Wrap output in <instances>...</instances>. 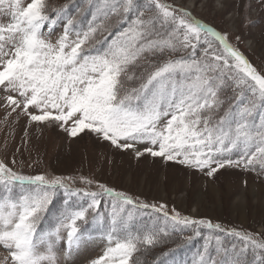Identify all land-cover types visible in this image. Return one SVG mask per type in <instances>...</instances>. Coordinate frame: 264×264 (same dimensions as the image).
I'll return each mask as SVG.
<instances>
[{
    "label": "snow or ice",
    "instance_id": "snow-or-ice-1",
    "mask_svg": "<svg viewBox=\"0 0 264 264\" xmlns=\"http://www.w3.org/2000/svg\"><path fill=\"white\" fill-rule=\"evenodd\" d=\"M97 4L86 31H76V18L70 17L63 35L52 43L43 32L52 29L66 9L50 10L47 0H0V17H7L0 23V87L20 98L7 97L12 110L22 106L30 122H50L70 137L88 130L119 149L151 145L137 148V158L147 152L208 177L240 165L246 170L258 165L264 174V119H250L257 107L264 108V72L229 43L227 34L161 0H151L148 9L137 0ZM145 11L154 15L146 17ZM116 25L122 26L113 31ZM73 31L76 38L70 39ZM137 68L143 71L138 74ZM133 80L138 86H129ZM225 87L235 92L226 109L221 99ZM30 107L38 114L29 112ZM233 152L239 153L237 159ZM80 183L91 188L93 182L82 178ZM0 186V246L8 251L11 264H56L54 244L61 229L70 255L89 223H100L108 242L92 264H138L135 254L168 232L137 229L134 211L162 213L173 228L191 227L196 235L200 228L224 231L210 221L169 215L164 204L139 202L103 184L97 185L100 191L71 188L61 177L21 175L2 162ZM16 186L21 189L18 198L13 196ZM60 189L66 199L55 215V227L38 231L45 215L52 214L49 205ZM72 197L88 198L87 205L75 206ZM102 197H111L107 216L101 213ZM228 234L243 242L240 249H225L219 261L209 257L211 264H248L249 249L259 251L255 264H264V242L238 231ZM201 264H207L203 257Z\"/></svg>",
    "mask_w": 264,
    "mask_h": 264
},
{
    "label": "rangeland",
    "instance_id": "rangeland-1",
    "mask_svg": "<svg viewBox=\"0 0 264 264\" xmlns=\"http://www.w3.org/2000/svg\"><path fill=\"white\" fill-rule=\"evenodd\" d=\"M166 1L173 7L187 9L201 22L221 34H227L229 43L248 61L252 60L258 71L264 72V0ZM27 2L29 0H24L25 4ZM137 3L144 9L151 5V0H137ZM98 6L96 3L88 16L91 21ZM5 22L7 17H0V23ZM66 24V15L61 13L56 25L43 32L44 38L55 43L63 35ZM75 38V32H71L70 39ZM8 96L20 99L17 93L6 92L0 87V162L18 174L61 177L69 187L89 191H100L97 185L103 184L139 202L157 206L164 204L169 215L179 213L181 217L225 226L222 228L224 231L200 228V235H196L191 227L177 225L173 228L170 220L166 222L163 216H155L162 213H152L150 209L134 211L136 227L168 232L167 236L161 232V239L168 238L171 233L178 234V237L181 233L191 237L168 249L161 261H153L154 264H201V257L207 264H211L209 257L219 261L224 257L225 249L231 253L233 245L239 250L243 243L229 235L231 231L252 235L264 242V174L259 172L258 165L256 170H246L243 165L226 166L213 177H208L204 172L175 161L166 162L162 157H152L147 152L137 158V148L144 150L151 145L138 143L131 149H119L88 130L70 137L50 122H30L22 106L13 111L14 106L8 104ZM28 111L38 114L31 107ZM250 119L259 123L264 119V108L257 107ZM231 155L233 159L239 157L237 152ZM82 178L93 182L91 188L80 183ZM17 187L13 189L15 198L21 193V190L16 191ZM3 194V186H0V195ZM107 198L101 199L104 216L111 212V201L106 202ZM55 224L45 229L40 223L38 231H51ZM93 231L97 235L95 238L85 235L80 246L68 255L66 233L61 229L60 238L54 244L56 264H92L101 257L108 244L103 235L104 228L100 223L93 224ZM44 247L41 245L42 249ZM0 264H11L8 251L2 246Z\"/></svg>",
    "mask_w": 264,
    "mask_h": 264
},
{
    "label": "trees",
    "instance_id": "trees-1",
    "mask_svg": "<svg viewBox=\"0 0 264 264\" xmlns=\"http://www.w3.org/2000/svg\"><path fill=\"white\" fill-rule=\"evenodd\" d=\"M47 3L49 4L50 10H60V9H66V11H63L64 15H66V22L67 19L70 17L76 18V25L75 30L76 31H86L88 29V26L90 23H93L89 19V15L94 11V6L97 3V0H47ZM151 7L149 5L148 7H144V9H148ZM60 13V16H61ZM154 15V12L151 11H145V16H152ZM114 19V18H113ZM117 27H121V25H116L112 28L113 31H116ZM75 32V31H73ZM165 33L163 30H161V35H164ZM99 35V34H98ZM104 35H107V33H104ZM100 39H103V36L100 37ZM96 47H100V45H96ZM251 64L254 66V63L252 60ZM141 71H143L142 68H137L136 72L139 74ZM130 87L138 86V81L133 80L129 82ZM235 95V92L233 89L225 87L223 92L221 93V99L224 101L223 108L226 109L230 102L232 101V97ZM49 123V122H48ZM76 197H72L71 201L74 203L75 206H86L87 205V198L82 199H75ZM64 198L63 197H55L53 198V202L51 205H49V208L52 209V214H46L45 218L41 221L44 228H51L55 223V215H58L60 211L64 208ZM101 213H103L101 211ZM137 229L143 230L142 227H136ZM87 232L92 233L91 229V223H89V226L87 227ZM86 232V233H87ZM190 235L186 234H175L171 233L168 238L159 239V242L151 247H148L147 250L142 251L140 253H136L134 258L138 259V264H154L155 262L161 261V257L164 252H166L168 249L175 248L178 243H182L183 239H187ZM167 248V249H166ZM256 255H259V251L257 253H253L250 249L246 254V258L248 261V264H255V257ZM155 261V262H153Z\"/></svg>",
    "mask_w": 264,
    "mask_h": 264
}]
</instances>
